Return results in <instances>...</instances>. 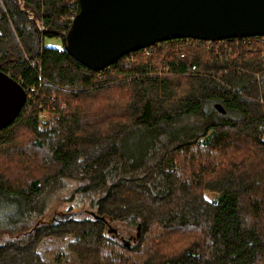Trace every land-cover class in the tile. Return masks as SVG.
Listing matches in <instances>:
<instances>
[{
    "label": "trees",
    "instance_id": "16d2710c",
    "mask_svg": "<svg viewBox=\"0 0 264 264\" xmlns=\"http://www.w3.org/2000/svg\"><path fill=\"white\" fill-rule=\"evenodd\" d=\"M76 8L0 0V70L28 93L0 130V193L22 205L0 264H45L49 236L76 264H264V35L167 40L95 71L45 44L65 45ZM115 223L141 225L131 247Z\"/></svg>",
    "mask_w": 264,
    "mask_h": 264
},
{
    "label": "water",
    "instance_id": "95a60500",
    "mask_svg": "<svg viewBox=\"0 0 264 264\" xmlns=\"http://www.w3.org/2000/svg\"><path fill=\"white\" fill-rule=\"evenodd\" d=\"M264 35V0H77L65 49L98 71L126 54L177 38L223 40ZM28 101L27 90L0 70V130ZM215 107L222 113L220 103ZM109 232L120 235L110 226ZM122 236L125 246L140 237Z\"/></svg>",
    "mask_w": 264,
    "mask_h": 264
},
{
    "label": "rangeland",
    "instance_id": "374dc122",
    "mask_svg": "<svg viewBox=\"0 0 264 264\" xmlns=\"http://www.w3.org/2000/svg\"><path fill=\"white\" fill-rule=\"evenodd\" d=\"M45 44L47 46H54L62 48L64 46L62 39L60 38H49L47 37L45 40ZM46 120L49 119L48 114H43ZM143 131H130L127 133V135L124 138L122 150H124L125 153L133 154L136 152L142 151L148 144V142L158 135V131L156 129L153 130H144ZM17 200V199H15ZM14 199L11 197L0 193V222L7 224L9 222H15V220L21 221L18 218L20 217L22 205L17 203ZM68 204L65 203L63 205L57 206V219H61L62 216L68 211ZM74 204V210L75 212H78L82 209H85V212L82 213V215H87V211L89 210V205L85 203L84 205H78L76 202ZM56 208V207H55ZM73 214V212L71 213ZM5 228H7L6 225H3ZM111 226L117 227L121 233L126 235V237H129L127 235L132 234L133 237L136 235V227L132 230H129L126 228L125 225L122 223H115ZM58 228H61L60 224H57L54 227L48 228V230H56ZM2 235L0 237V247L4 245V242L1 243V240L3 239V236L5 235L3 232H0ZM4 234V235H3ZM125 237V236H124ZM134 241L132 240V243ZM135 243V242H134ZM38 252L41 254V256L45 260V264H76L77 260L75 256L70 253L66 246L65 241L59 238H55L53 236H49L45 241L40 245Z\"/></svg>",
    "mask_w": 264,
    "mask_h": 264
},
{
    "label": "flooded vegetation",
    "instance_id": "af4514ba",
    "mask_svg": "<svg viewBox=\"0 0 264 264\" xmlns=\"http://www.w3.org/2000/svg\"><path fill=\"white\" fill-rule=\"evenodd\" d=\"M131 235H132V234H129V235H127V236H131ZM122 236H125V237H126V235H125V234L123 235V234L121 233V231H120V235L117 236V237H116V236H114V237L119 238L120 240H122Z\"/></svg>",
    "mask_w": 264,
    "mask_h": 264
},
{
    "label": "built area",
    "instance_id": "2783aa9c",
    "mask_svg": "<svg viewBox=\"0 0 264 264\" xmlns=\"http://www.w3.org/2000/svg\"><path fill=\"white\" fill-rule=\"evenodd\" d=\"M181 39H187V38H181ZM171 40H174V39H171ZM160 43H161V42H160ZM150 50H152V48H151ZM148 52H149V50L146 51V53H148ZM40 117L45 118V117L43 116V114H41Z\"/></svg>",
    "mask_w": 264,
    "mask_h": 264
}]
</instances>
